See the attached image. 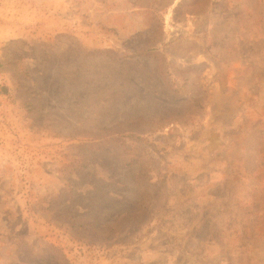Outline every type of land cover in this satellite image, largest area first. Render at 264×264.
Listing matches in <instances>:
<instances>
[{"label": "rangeland", "instance_id": "rangeland-1", "mask_svg": "<svg viewBox=\"0 0 264 264\" xmlns=\"http://www.w3.org/2000/svg\"><path fill=\"white\" fill-rule=\"evenodd\" d=\"M0 264H264V0H0Z\"/></svg>", "mask_w": 264, "mask_h": 264}]
</instances>
